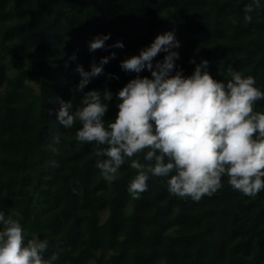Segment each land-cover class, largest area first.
<instances>
[{"label": "trees", "instance_id": "1", "mask_svg": "<svg viewBox=\"0 0 264 264\" xmlns=\"http://www.w3.org/2000/svg\"><path fill=\"white\" fill-rule=\"evenodd\" d=\"M249 3L0 0V211L20 213L26 242L47 240L44 255L59 253L55 264H264V190L245 196L225 176L213 196L193 201L170 194L167 178L150 175L147 191L134 199L130 161L109 186L96 167L105 157L76 139L81 123L66 129L57 120L61 100L75 111L84 92L108 88L105 125L114 121L119 90L137 75L151 78L147 69L123 71L121 61L173 30L181 46L172 75L182 69L189 76L193 58L207 59L216 79L226 84L231 69L264 91V0L246 23ZM109 33V47L89 51L96 36ZM117 42L124 47H112ZM106 56L103 74L84 92L75 90L77 66L90 71ZM255 107L264 112V100ZM135 158L145 163L143 154Z\"/></svg>", "mask_w": 264, "mask_h": 264}, {"label": "clouds", "instance_id": "2", "mask_svg": "<svg viewBox=\"0 0 264 264\" xmlns=\"http://www.w3.org/2000/svg\"><path fill=\"white\" fill-rule=\"evenodd\" d=\"M260 6L261 0H251L246 6V23L252 21L251 13ZM110 36H96L89 43V51L109 47L106 41ZM180 46L175 31H169L158 35L138 55L121 61L123 71L139 74L147 69L151 78L137 75L119 90V111L107 126L104 118L113 92L108 88L84 89L103 74L110 57L101 58L99 64L93 61L90 71L78 65L81 79L75 90L84 92L82 107L73 111L71 100H61L57 120L66 129L81 123L76 139L94 143V155L105 157L97 159L96 167L109 186L130 161V167L137 171L129 185L134 199L147 191L150 175L167 178L170 194L182 199L200 201L213 196L223 187L225 176L232 188L255 198L264 190V112L255 107L264 100V91L255 85L253 77L231 69L226 84L216 79L208 70L207 59L196 63L193 58L190 63L195 69L189 76L182 69L172 75ZM112 47L124 45L117 42ZM161 52L166 53L164 59L154 64ZM111 56L114 58L115 53ZM75 58L73 54L71 59ZM141 154L145 163L135 158ZM19 216L17 211L8 215L0 211V264H55L59 253L45 258L47 240L25 241Z\"/></svg>", "mask_w": 264, "mask_h": 264}, {"label": "rangeland", "instance_id": "3", "mask_svg": "<svg viewBox=\"0 0 264 264\" xmlns=\"http://www.w3.org/2000/svg\"><path fill=\"white\" fill-rule=\"evenodd\" d=\"M105 217H106V214H105V215H103V217H102V218L104 219Z\"/></svg>", "mask_w": 264, "mask_h": 264}]
</instances>
